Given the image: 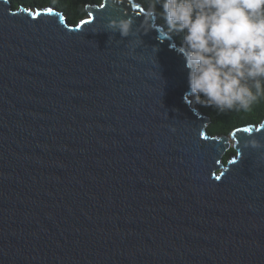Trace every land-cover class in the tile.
<instances>
[{"label": "water", "instance_id": "1", "mask_svg": "<svg viewBox=\"0 0 264 264\" xmlns=\"http://www.w3.org/2000/svg\"><path fill=\"white\" fill-rule=\"evenodd\" d=\"M87 12L0 0V264H264V119L211 134L155 10Z\"/></svg>", "mask_w": 264, "mask_h": 264}, {"label": "clouds", "instance_id": "2", "mask_svg": "<svg viewBox=\"0 0 264 264\" xmlns=\"http://www.w3.org/2000/svg\"><path fill=\"white\" fill-rule=\"evenodd\" d=\"M157 4L170 33L182 36L186 102L247 113L264 99V0H153L150 10ZM134 23L110 18L105 28L129 37Z\"/></svg>", "mask_w": 264, "mask_h": 264}, {"label": "trees", "instance_id": "3", "mask_svg": "<svg viewBox=\"0 0 264 264\" xmlns=\"http://www.w3.org/2000/svg\"><path fill=\"white\" fill-rule=\"evenodd\" d=\"M15 7L20 5H25L33 8L41 7H56L62 11L71 24L79 23L88 14L87 6L100 4L103 0H12ZM142 3L150 9V4L153 0H140ZM155 12L158 16V21L168 30L167 25L162 18L161 9L157 4L155 7ZM170 33V31L168 30ZM175 40L181 44L182 36L177 33H170ZM208 116L211 118V123L208 130L213 135L228 134L232 130L247 126L250 124H258L264 119V99L259 103L255 104L251 111L236 112V111H226L218 112L212 107H205L197 104ZM235 153L234 149L228 151L225 160L227 161L231 155Z\"/></svg>", "mask_w": 264, "mask_h": 264}, {"label": "snow or ice", "instance_id": "4", "mask_svg": "<svg viewBox=\"0 0 264 264\" xmlns=\"http://www.w3.org/2000/svg\"><path fill=\"white\" fill-rule=\"evenodd\" d=\"M217 179H219V177H217Z\"/></svg>", "mask_w": 264, "mask_h": 264}]
</instances>
